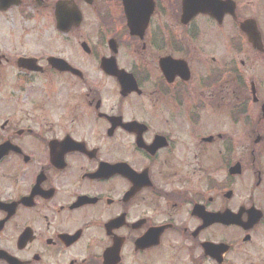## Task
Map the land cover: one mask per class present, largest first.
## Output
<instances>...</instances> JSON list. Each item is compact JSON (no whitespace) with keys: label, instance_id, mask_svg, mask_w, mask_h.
I'll return each mask as SVG.
<instances>
[{"label":"flooded vegetation","instance_id":"af4514ba","mask_svg":"<svg viewBox=\"0 0 264 264\" xmlns=\"http://www.w3.org/2000/svg\"><path fill=\"white\" fill-rule=\"evenodd\" d=\"M0 264H264V0H0Z\"/></svg>","mask_w":264,"mask_h":264}]
</instances>
